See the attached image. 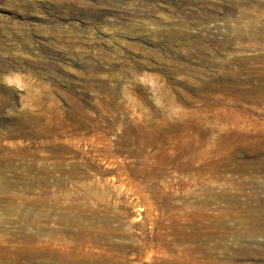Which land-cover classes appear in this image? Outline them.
Wrapping results in <instances>:
<instances>
[{"label": "rangeland", "instance_id": "rangeland-1", "mask_svg": "<svg viewBox=\"0 0 264 264\" xmlns=\"http://www.w3.org/2000/svg\"><path fill=\"white\" fill-rule=\"evenodd\" d=\"M263 83L264 0H0V264H264Z\"/></svg>", "mask_w": 264, "mask_h": 264}, {"label": "bare ground", "instance_id": "bare-ground-1", "mask_svg": "<svg viewBox=\"0 0 264 264\" xmlns=\"http://www.w3.org/2000/svg\"><path fill=\"white\" fill-rule=\"evenodd\" d=\"M227 28V27H226ZM254 29H256L255 28V26L254 25H252V24H249V25H242V24H239V25H236V31H238V32H243V31H249V30H254ZM257 60V59H256ZM231 72V71H230ZM229 71H226L225 73H224V76H223V79L224 80H226V79H229L227 76L229 75V73H230ZM232 74V73H231ZM230 74V75H231ZM234 74V73H233ZM233 76V75H232ZM231 76V77H232ZM260 77V76H259ZM233 78V77H232ZM222 79V78H221ZM262 79V78H261ZM250 87V86H249ZM246 88V87H245ZM253 90H256V88L254 87L253 88ZM260 90H262V92L264 91V83L260 86ZM254 92V91H253ZM252 94V93H251ZM259 94H260V92H259ZM52 260V259H51ZM50 260V261H51Z\"/></svg>", "mask_w": 264, "mask_h": 264}]
</instances>
